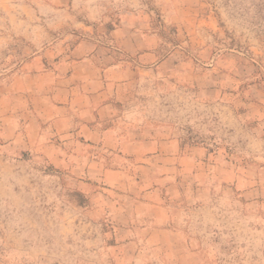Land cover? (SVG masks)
<instances>
[{"label":"rangeland","instance_id":"1","mask_svg":"<svg viewBox=\"0 0 264 264\" xmlns=\"http://www.w3.org/2000/svg\"><path fill=\"white\" fill-rule=\"evenodd\" d=\"M82 59L124 66L174 170L25 146ZM0 264H264V0H0Z\"/></svg>","mask_w":264,"mask_h":264},{"label":"crops","instance_id":"2","mask_svg":"<svg viewBox=\"0 0 264 264\" xmlns=\"http://www.w3.org/2000/svg\"><path fill=\"white\" fill-rule=\"evenodd\" d=\"M124 74L121 64L99 66L85 59L74 63L66 76L55 73L46 91L49 109L26 123V131L38 127L40 136L27 139L25 146L35 140L47 156L86 159L88 168L109 183L130 175L133 166L146 175L174 170L181 155L175 138L157 133V127L119 103L117 83L126 79Z\"/></svg>","mask_w":264,"mask_h":264}]
</instances>
